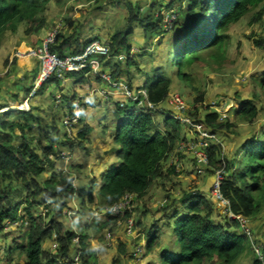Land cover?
Wrapping results in <instances>:
<instances>
[{"label":"trees","instance_id":"16d2710c","mask_svg":"<svg viewBox=\"0 0 264 264\" xmlns=\"http://www.w3.org/2000/svg\"><path fill=\"white\" fill-rule=\"evenodd\" d=\"M50 0H0V39L5 29H14L18 23H27V34L38 32L45 25L44 13ZM180 0H170L164 5L165 9H171ZM186 10L181 13L187 16V21L182 23L184 36L177 44L173 53L174 65L181 78L188 79L184 69L188 65L206 60H220L222 63L225 55L224 45L228 39V29L248 13L259 7L264 0H186ZM128 11V25L139 22L145 33L153 34L161 31V9H154L152 13L143 15L140 6L136 3L126 2ZM182 9V8H181ZM155 11L157 14L155 15ZM264 10L260 8L252 17V21L261 19ZM182 16V17H185ZM178 22V23H177ZM205 25V30H200V25ZM180 24L177 20L174 24ZM133 29L130 26L116 31L110 36L108 43L111 54L126 51L130 52V36ZM93 39L82 40L75 31L70 35L58 37L50 49L59 57L67 54H75ZM264 40L257 41L262 45ZM209 53L208 59L206 53ZM12 60L11 64L14 65ZM131 65V62H127ZM119 67L111 73L116 78L120 72ZM79 74L81 82L83 73ZM59 79L52 76L42 86L59 83ZM264 91V73L258 83ZM33 87V86H32ZM26 90L25 94L31 91ZM148 99L154 104H160L169 95L170 81L160 78L157 82L147 84ZM39 88V89H40ZM40 89V90H41ZM39 91V90H38ZM37 91V92H38ZM202 95V94H200ZM67 101L71 107L72 99ZM202 100L198 97L197 102ZM112 104L113 102H109ZM113 111L118 115V125L112 134L115 144V153L119 162L113 172L107 170L101 177L98 188L99 208H109L118 202L126 193H135L143 196L152 182L162 172V161L167 159L175 144L182 139L183 125L168 114L161 116V124L155 121V116L146 108H136L127 111L113 104ZM28 112L22 110H9L0 115V226L5 221L24 219L26 225L25 242L16 245L19 256L25 259V264H58L65 261L71 263L73 252H78L82 264H95L96 251L91 247V238L87 230L94 228L101 230L104 227L117 223L121 216L105 214L103 223L82 225L76 218L73 223L65 227L59 220L60 217L68 219V215H62L67 202L75 194L70 174L54 173L50 179L41 180L42 174L47 168L53 169L59 149L68 148L69 153L75 147H84L88 141L90 127L82 125V131L74 138H69L65 132L61 136L57 128L43 129V140L46 143L35 142L32 135V127L35 121L27 118ZM196 116V114H193ZM238 121L252 123L258 116V109L250 101H241L240 107L234 110ZM196 121L203 124L204 128L213 133L221 130H231L234 126L229 120H220V116L210 111ZM241 145L240 154L222 155V148L213 142L206 149L210 169H224V178L220 186L222 196L228 201V209L231 213L245 219L257 217L264 206V125L257 134L250 135ZM61 149L59 153L61 152ZM222 157H219V156ZM51 156H55L51 158ZM56 159V160H55ZM94 182L88 193V200L95 201L93 197ZM13 184L21 185V193L25 194L24 201L15 203L17 193H12L9 188ZM80 194H85L81 189ZM84 196V195H83ZM182 203L183 213L174 211L175 203ZM171 199L163 208L167 218L174 217V221H167L174 235V243L177 253L169 250L160 252L161 264H203L205 261L215 264L216 260L221 264H235L243 255H252V264H264V242L259 245L262 260L254 252L250 235L240 228L236 219L224 216L225 223H216L213 220V210L204 195L185 192L179 199ZM39 202L48 207L51 203H57L58 216H52L46 220V216L36 214L33 210ZM22 204L25 205V216H18ZM169 210V211H168ZM168 213L170 214L168 216ZM161 230L151 226L147 234L146 251L150 252L160 241ZM77 238L78 241L74 242ZM49 240L57 243L56 249L44 248ZM264 241V240H263ZM12 251V249H11ZM10 250L8 252H11Z\"/></svg>","mask_w":264,"mask_h":264},{"label":"rangeland","instance_id":"374dc122","mask_svg":"<svg viewBox=\"0 0 264 264\" xmlns=\"http://www.w3.org/2000/svg\"><path fill=\"white\" fill-rule=\"evenodd\" d=\"M128 1L50 0L44 13L45 25L38 32L27 34L26 30L29 26L23 22L16 24V28L14 29H5L0 39V95L3 98L5 96L11 98L12 94L14 95L19 90L24 91L23 87L28 86L32 79L31 77L26 79L27 72H24V75H22L24 79H21L17 75L18 70L21 69L23 60L26 58L15 57V51L19 50L23 52L27 47L36 46L58 22L62 24V28L58 34L59 41L62 39V36L70 35L73 31L81 33L83 38L86 36L89 38L97 36L98 38L95 39L108 41L113 33L126 26H130L133 29V34L129 37V44H131L130 54H127L123 50L119 52V54L122 53L124 55L122 59H111L114 61L118 60L116 62L119 64L118 67L121 72L119 71L120 74L117 79H122L131 85L142 84V87H144L145 83L151 84L157 82L162 77L167 78L170 81L169 92L181 94L186 104L184 114L189 118L191 124L184 125L182 139L175 144L167 159L162 161L160 176L152 182L148 191L143 196H134L127 214L117 215L123 217L117 223L104 227L101 230L94 228L87 230L92 239L91 242L93 241L94 243V245L91 243V247L96 251L95 264H161L159 258L160 252L167 247L169 249L174 248L172 243L175 235H171V229L164 227L166 220L161 219L165 214L163 208L167 206L171 199L178 200L180 196L188 191L204 195L212 207L214 213L213 220L216 223H225L223 217L226 216V210L217 204L211 195L212 177L214 170L218 169H210L211 166L208 162V168L204 173L198 174L196 172L197 160L194 157V150H199L200 147H194V150L192 147L198 145V129L204 128L203 124L196 120L200 119L199 117L202 118L204 114L214 111L221 116L220 120H229L234 124L233 128L229 131L224 129L215 133L216 138L212 141L222 148L221 154L227 156L240 154L241 146L239 145L250 134L259 132L260 127L264 125V91L258 84L264 73V42L262 45L257 44V41L264 40V13L260 20L252 21L253 15L260 8L264 10V3L228 29L226 33L228 39L223 49L225 58L222 63H218L220 60H216L215 62L209 60L208 55L210 52H208L205 55L208 60L196 62L185 67L184 71L188 76V79H185L179 77L177 74L178 71L174 65V57L171 51L176 49L177 44L185 34L182 23L187 21V16L184 15L186 14L185 12L184 14L181 12L182 10H186V0H180L181 3L176 2L171 9H165L164 7L170 0H138V2L130 0L138 3L143 15L152 13L150 6L153 4H155L154 9L157 6L158 8H162L161 13L165 12V10L176 11L178 16L174 20L172 27L168 31H160L153 34L145 33L139 22H133L128 25L127 19L129 14L125 7ZM154 14L156 15L157 11ZM177 20H179L180 24L174 26ZM205 28L204 23L200 25L201 31H204ZM12 60L15 61V63L13 62L14 65L11 64ZM32 60L35 59L32 58ZM128 61L131 62V65L127 64ZM17 67H20V69ZM113 69L114 67L109 69L111 73ZM169 95L160 106L164 110L172 111ZM198 97H202V100L199 102L196 101ZM244 100L252 102L258 109V116L252 123L238 121L235 118L234 110L240 107V102ZM11 105L14 106L15 104ZM100 114L102 113H98V116ZM193 114H196V116ZM153 115L155 117L158 116L156 119L161 118L157 113H153ZM27 116L32 121H39L38 123H34L32 127V135L35 137V142L46 143L43 140L44 121L32 115ZM41 116L42 119L45 118L43 115ZM54 116L56 118L54 119V125L57 127V133L61 136L60 130H62L63 125L60 119L63 116L62 112L59 109H55ZM98 116H93V119L98 120ZM118 118V115H113L111 121L107 123L109 129L115 130L117 128ZM85 120L86 118L81 122V126ZM156 123L158 126L161 124V122ZM55 127L53 126V128ZM90 127L91 130L88 132V138L91 140V143H87L88 145L82 148L78 146L73 149V158L74 155L81 154L71 169L73 175L81 173V168L87 169V164L89 163L87 161H90V159L98 157L96 161L99 164L102 162L104 153H101V146L96 145L93 147L92 145L93 140H97L102 135L100 133L101 128H98L97 125ZM103 134L108 136L103 137L101 143L106 142V138L110 139L108 130L103 132ZM180 142L184 144L183 150H178ZM62 150L66 151L68 148ZM59 151L57 160L55 159V167L58 168L62 165L59 160ZM219 157L222 156L220 155ZM116 164L114 161L111 162L107 170L113 172ZM53 169L47 168L42 174L41 180L50 179V176L55 172ZM93 171L94 169H91L90 172L93 174ZM86 177L89 178H84L83 176L84 182L87 184L86 188H83V190H87L86 194L78 192L80 191L78 185L80 182L77 183L76 181L75 187L77 188H74V190H77L75 191L76 194L68 200V206L62 211V215H65V213L68 215V219H63L62 217L59 219L65 227L69 226L70 223L74 225V218L80 221L82 225H86L85 227L94 223H103L106 219L105 215L101 214L102 208H99V204H97V190L101 184V176L91 178L88 175ZM92 181L94 182L93 197L95 198L93 202L88 200ZM9 190L14 194L17 193L14 199L15 203L24 201L25 194H20L21 185L13 184ZM24 208L25 205L22 204L18 211L19 217L25 216ZM34 208L33 211L36 214L45 215L46 220L52 216H58L57 203L53 202L47 207L45 203L39 202ZM24 219L12 222L5 221L4 225L0 226V264H25V259L19 256L16 249L17 244L25 242L24 233L26 230L23 225L26 224ZM128 219L134 221V234L132 235H128L125 231ZM247 223L248 227L243 226L241 228L240 226L239 229L242 231L250 230L249 240L254 250L259 248L261 242H264V206L260 214L253 219L247 220ZM151 226L158 227L162 232L160 233V241L156 248L148 252L145 247L148 238L147 234ZM74 227L76 226L74 225ZM52 247L53 242L47 240L44 248L51 251ZM9 250L11 252H8ZM136 250L138 251L135 255ZM74 254L75 251L72 257ZM252 261V255H243L235 264H252ZM58 264L65 263L61 261ZM203 264L211 263L205 261ZM215 264H221V262L216 260Z\"/></svg>","mask_w":264,"mask_h":264},{"label":"built area","instance_id":"2783aa9c","mask_svg":"<svg viewBox=\"0 0 264 264\" xmlns=\"http://www.w3.org/2000/svg\"><path fill=\"white\" fill-rule=\"evenodd\" d=\"M177 16L178 14H176V11L173 10H165V12L161 13V31H168V29L172 27V24L174 20H176ZM61 28L62 24L61 22H58L36 46L27 47L23 52L19 50L15 51V57L36 59L40 65V70L36 75L33 82V87L25 100L22 103L17 104L18 106L15 109H13L11 106L0 107V115L3 112L9 110H22L27 112L29 110V101L35 97L42 84H44L52 76L63 80L70 73H83L84 77H89L90 75L95 76L104 84V87L90 91L83 95H78L73 99L71 108L68 110L62 121L65 133L71 139L82 131L81 122L83 118V112L93 101H95V98L102 99V101L105 103H109L111 101L113 102L112 104H114L117 102L120 108H123L127 111H133L136 108H146L152 114L157 113L160 116L168 114L170 117H173L179 121L182 125L191 124L189 118L184 114L186 110V104L181 94L178 92H173L169 95V103L173 110H164L161 108V104H154L148 99L147 90L145 88H132L125 81L113 78L110 70L104 67V63L111 55L108 41L93 39L82 49V51L75 54H67L64 57H59L53 53L50 47L55 44ZM118 57L119 59H122L124 55L119 54ZM111 95L117 97L118 100L116 102L112 101ZM198 134V145L193 146L192 148L194 150L196 147H200L199 150H194V157L197 160L196 172L198 174H202L208 168L209 162L206 149L209 147L210 143L215 140L216 134L206 128H199ZM181 142L178 150L184 149V144ZM53 157L55 156H51V158ZM69 157L68 150H62L60 152V158L69 159ZM224 175L223 168L214 170L211 183L212 198L223 209L225 208V213L228 218L236 219L241 228L243 226L245 227L247 226V220L249 219H245L239 215L231 213L228 209V201L222 196L220 192V186ZM72 185L75 188L73 182ZM134 196L137 195L135 193L124 194L118 202L114 203L109 208L102 210V213H108L114 216H117L118 214H127ZM125 231L128 235L134 234V221L132 219L127 220ZM244 232L247 235H250L249 229L247 231L245 230ZM77 241L78 239L75 238L74 242ZM52 248H57L56 242L53 243ZM254 250L262 260L260 248H256ZM137 251L138 250H136L135 255L137 254ZM62 262L65 263V261ZM59 263H61V261H59ZM71 264H82L78 252H75L73 255Z\"/></svg>","mask_w":264,"mask_h":264},{"label":"crops","instance_id":"0c3cea01","mask_svg":"<svg viewBox=\"0 0 264 264\" xmlns=\"http://www.w3.org/2000/svg\"><path fill=\"white\" fill-rule=\"evenodd\" d=\"M136 1L138 2V0H136ZM129 2L134 3L133 1H130V0H129ZM134 4H136V3H134ZM76 30H78V29H76ZM75 32L77 35L79 34L81 36V42H82V40H88V39L91 40L94 38H98L97 36H92L90 38L88 36H86L83 38L81 33H78L77 31H75ZM118 56H119V53H118V55H117V53L111 54L110 57L104 63L105 68L110 69V68L114 67L113 70H115V67H118V65H119L117 63L118 60H116L117 61L116 62V61L111 60V59H113V58L119 59ZM18 69H20V67ZM21 69H22V71H21ZM21 69L18 70L17 75L21 79H24L22 75H24L23 74L24 72H27L26 73V75H27L26 79L31 77L32 78L31 82L28 84V86L23 87L24 91L19 90L16 93L12 92V93H14V95L12 94V97H11L12 99L10 97L7 98L6 96H5V98H3V96L1 97V95H0V107H8V106L10 107L11 104H20L25 100V98L27 97V95L25 94L26 93L25 91L33 86L34 79L40 70V65L36 59L32 60V58H29V59L23 60ZM78 75L79 74H68L63 80L59 79V81H60L59 83L48 84L44 88H42V89L40 88L41 90L39 89V91L37 92L35 97L29 101V110L27 112L29 113V115H32L33 117L39 118L40 120H43L44 123L43 122L42 123L45 124L44 129L52 130L53 126L55 127V125H54V123H55L54 119H56L54 116L55 109H59L62 112L63 116L60 119L61 123H62L63 118L66 116L68 110L71 108V107L68 108L67 101L65 100V98H67L68 100L69 99L73 100L78 95H83V94L88 93L90 91L104 87V84L98 78H96L93 75H90L89 77H83L82 82L80 80L81 78ZM116 78H119V77L117 76ZM128 85L131 86L132 88H145V87H142V84L141 85H131L130 83H128ZM111 97H112V101L116 102L118 100L117 97H114L112 95H111ZM163 103H161V105ZM112 105L113 104L105 103L104 101H102V99L95 98V101H93L89 105V107H87L86 110L84 111L83 120L85 118H86V120H85V122H83V125L85 124V125H88L89 127L92 125L95 127L97 125L98 128H101L100 133L102 135H104V136L100 135L99 138H97V140H93V144H92L93 147L96 145L101 146V153H104L103 157L101 156L102 162L99 164V162L96 161L98 159V157H96L95 159H90V161H87V162H89L87 164V169L81 168V170H80L81 173H79V174L76 173L77 175L74 173L75 175H73V173L71 172V169L73 168L75 163L78 161L77 159H79L81 154L74 155V158H73V155H72L73 151H72L71 153H69V156H70L69 159H62V158L59 159L61 161V164H62L60 166V168L55 167L53 169L55 171L53 173H59L60 172L62 174H70L72 177V182H73L74 186H76V181H77V183L80 182L78 184L80 190L83 188H86V186H87V184H85V182H84L83 176H84V178H89V177H86L88 175H90L91 178L97 177L99 175L102 177L103 173L105 171H107L109 164L111 162H113V161L116 163L119 162V159L117 158L116 153H115L116 148L114 147V143L111 140L112 134L115 132L116 129L112 130L110 128L111 129L110 130L108 127V124H107L109 121H111V119L113 118V115L115 114L113 111ZM98 113H102V114H100L98 116ZM41 115H43L45 118L42 119ZM93 116H95V117L98 116V120H96L95 118L93 119ZM156 118H158V116L155 117L156 122L159 123L162 121L160 119V117H159V119H156ZM38 122L39 121H36L34 123H38ZM102 124H104V125H102ZM40 128H42V127H40ZM183 129H184V127H183ZM90 130H91V127H90ZM107 130L109 132L110 139L108 138L109 139L108 140L106 138L107 141L104 143H101L103 137L105 138L108 136V135L103 134V132H106ZM60 131H61L60 132L61 134H62V132H65L64 127ZM182 133H183V131H182ZM257 133L258 132L252 133L250 135L257 134ZM87 138H88V136H87ZM90 141L91 140L88 138V141L85 143V145L87 146L88 144H90L91 143ZM239 146H241V145H239ZM112 148H114V150L110 151ZM236 153H237V151H236ZM91 169H94L93 174L90 172ZM83 171L85 172V174H87L86 176H85ZM79 179H81V181H79ZM76 188L77 187H75V189ZM75 191H77V190H75ZM86 192H87V190H85V194H86ZM175 206L176 207H174V211L171 212L170 214L173 215V213L175 211L182 214L184 210H183V206H182L181 202L180 201L176 202ZM101 214H102V212H101ZM170 214L168 213V216ZM102 215H104V214H102ZM161 219L166 220V224L164 227L171 229L170 225L167 223V221L169 223H170V221L172 222L174 220V217L171 216V218H167L165 215H163V217ZM161 219H160V221H162ZM78 222H80V221H78ZM161 232H162V230H161ZM171 235H173L172 229H171ZM91 243L94 245L93 241ZM172 244H173L174 248L169 249L167 247V248L162 249L161 251L169 250L173 254L176 253L177 247H176V244L174 243V240H173Z\"/></svg>","mask_w":264,"mask_h":264},{"label":"bare ground","instance_id":"6f19581e","mask_svg":"<svg viewBox=\"0 0 264 264\" xmlns=\"http://www.w3.org/2000/svg\"><path fill=\"white\" fill-rule=\"evenodd\" d=\"M17 104H15L14 106L13 105H11V107L13 108V109H15V108H17Z\"/></svg>","mask_w":264,"mask_h":264},{"label":"clouds","instance_id":"9594fccd","mask_svg":"<svg viewBox=\"0 0 264 264\" xmlns=\"http://www.w3.org/2000/svg\"><path fill=\"white\" fill-rule=\"evenodd\" d=\"M95 39V38H94ZM146 89V88H145ZM147 90V89H146ZM170 94V93H169ZM163 103V102H162ZM161 104V103H160ZM160 116V115H159ZM184 126V125H183ZM107 209V208H106ZM102 210H104V209H102ZM102 210H101V212H102ZM103 214V213H102ZM106 213H104V215H105ZM108 214V213H107Z\"/></svg>","mask_w":264,"mask_h":264},{"label":"water","instance_id":"95a60500","mask_svg":"<svg viewBox=\"0 0 264 264\" xmlns=\"http://www.w3.org/2000/svg\"><path fill=\"white\" fill-rule=\"evenodd\" d=\"M114 150V148H112L110 151H113Z\"/></svg>","mask_w":264,"mask_h":264}]
</instances>
